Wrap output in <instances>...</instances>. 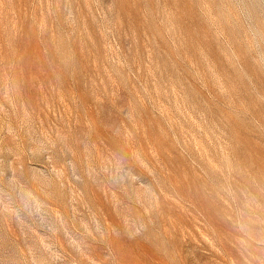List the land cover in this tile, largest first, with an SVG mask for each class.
I'll use <instances>...</instances> for the list:
<instances>
[{"label": "rangeland", "instance_id": "1", "mask_svg": "<svg viewBox=\"0 0 264 264\" xmlns=\"http://www.w3.org/2000/svg\"><path fill=\"white\" fill-rule=\"evenodd\" d=\"M0 264H264V0H0Z\"/></svg>", "mask_w": 264, "mask_h": 264}]
</instances>
